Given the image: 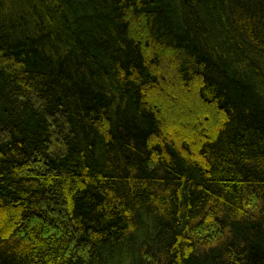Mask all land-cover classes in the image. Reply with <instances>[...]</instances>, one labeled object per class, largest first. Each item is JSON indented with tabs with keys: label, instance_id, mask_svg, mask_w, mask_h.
<instances>
[{
	"label": "trees",
	"instance_id": "obj_1",
	"mask_svg": "<svg viewBox=\"0 0 264 264\" xmlns=\"http://www.w3.org/2000/svg\"><path fill=\"white\" fill-rule=\"evenodd\" d=\"M0 264H264V0H0Z\"/></svg>",
	"mask_w": 264,
	"mask_h": 264
}]
</instances>
